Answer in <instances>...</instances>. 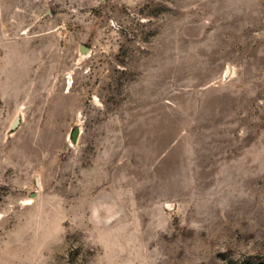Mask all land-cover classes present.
Instances as JSON below:
<instances>
[{
    "label": "rangeland",
    "instance_id": "rangeland-1",
    "mask_svg": "<svg viewBox=\"0 0 264 264\" xmlns=\"http://www.w3.org/2000/svg\"><path fill=\"white\" fill-rule=\"evenodd\" d=\"M0 264H264V0H0Z\"/></svg>",
    "mask_w": 264,
    "mask_h": 264
},
{
    "label": "water",
    "instance_id": "water-1",
    "mask_svg": "<svg viewBox=\"0 0 264 264\" xmlns=\"http://www.w3.org/2000/svg\"><path fill=\"white\" fill-rule=\"evenodd\" d=\"M74 135H76V133Z\"/></svg>",
    "mask_w": 264,
    "mask_h": 264
}]
</instances>
